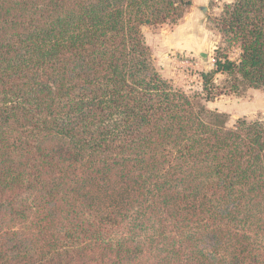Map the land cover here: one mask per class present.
I'll return each mask as SVG.
<instances>
[{"label": "trees", "instance_id": "obj_1", "mask_svg": "<svg viewBox=\"0 0 264 264\" xmlns=\"http://www.w3.org/2000/svg\"><path fill=\"white\" fill-rule=\"evenodd\" d=\"M192 5L0 0V264H264V121L204 103L264 91V0L216 20L205 98L144 35Z\"/></svg>", "mask_w": 264, "mask_h": 264}, {"label": "rangeland", "instance_id": "obj_2", "mask_svg": "<svg viewBox=\"0 0 264 264\" xmlns=\"http://www.w3.org/2000/svg\"><path fill=\"white\" fill-rule=\"evenodd\" d=\"M233 1L193 0L192 7L177 25L144 28L145 39L151 48L156 69L175 88L191 96L204 97L202 74L213 69L216 50L222 42V36L216 31V20L225 6ZM180 31L187 34L176 40ZM173 40L182 45L181 48L176 49L172 46ZM202 54H206V57ZM237 55L235 51L232 58H236ZM226 82V76L216 77L218 91L225 90ZM250 90L241 95L224 93L204 103L209 110L227 115L230 125L240 118L264 121V102L261 101L263 94L250 95L248 94Z\"/></svg>", "mask_w": 264, "mask_h": 264}, {"label": "crops", "instance_id": "obj_3", "mask_svg": "<svg viewBox=\"0 0 264 264\" xmlns=\"http://www.w3.org/2000/svg\"><path fill=\"white\" fill-rule=\"evenodd\" d=\"M203 9V11H204V8H202ZM182 27V26H181ZM184 34V35H183ZM186 34L187 33H184V31H180L179 32V35L177 34V38H176V40L178 39V38H181L180 36H186ZM176 40H175V42H174V40H173V42L171 43V45L172 46H174L176 49H179V48H181L180 46H182V45H179L178 43H176ZM203 55V57H206V54H202ZM253 93H260V94H258V95H260V96H262V94H263V100H261L262 102H264V93H262L260 90H250V92H248V94H250V95H254ZM259 102V101H258ZM257 102V103H258ZM252 103H254V102H252ZM260 121H263V120H260Z\"/></svg>", "mask_w": 264, "mask_h": 264}]
</instances>
